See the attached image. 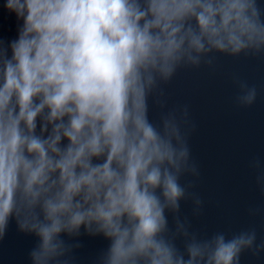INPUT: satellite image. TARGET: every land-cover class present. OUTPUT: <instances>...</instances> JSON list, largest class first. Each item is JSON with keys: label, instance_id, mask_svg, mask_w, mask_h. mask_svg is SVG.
Here are the masks:
<instances>
[{"label": "clouds", "instance_id": "clouds-1", "mask_svg": "<svg viewBox=\"0 0 264 264\" xmlns=\"http://www.w3.org/2000/svg\"><path fill=\"white\" fill-rule=\"evenodd\" d=\"M0 240L33 237L29 264H240L255 231L201 237L166 213L195 172L189 107L165 86L217 56L264 55V0H0ZM237 106L257 88L240 79ZM198 203V201H197ZM179 241V242H178ZM264 244L257 246L258 252Z\"/></svg>", "mask_w": 264, "mask_h": 264}, {"label": "water", "instance_id": "water-1", "mask_svg": "<svg viewBox=\"0 0 264 264\" xmlns=\"http://www.w3.org/2000/svg\"><path fill=\"white\" fill-rule=\"evenodd\" d=\"M235 79L257 88L251 106L236 105ZM165 94L169 106L189 107L187 144L195 167L181 177L186 194L176 213H166L169 228L179 221L201 237L255 231V244L242 253L240 264H264V247L256 251L264 244V55L217 56L210 67L181 70ZM74 242L79 247L72 248L70 264H95L106 247L87 235ZM34 243L10 223L0 240V264H29Z\"/></svg>", "mask_w": 264, "mask_h": 264}]
</instances>
